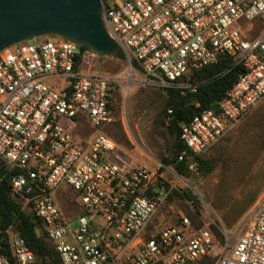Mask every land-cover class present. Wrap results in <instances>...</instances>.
Masks as SVG:
<instances>
[{
  "label": "built area",
  "instance_id": "obj_1",
  "mask_svg": "<svg viewBox=\"0 0 264 264\" xmlns=\"http://www.w3.org/2000/svg\"><path fill=\"white\" fill-rule=\"evenodd\" d=\"M106 5L107 33L129 67L134 61L165 91L197 94L240 69L217 105L182 127L178 161L195 172L196 157L264 99V0ZM87 55L60 36L0 52V161L10 173L11 196L33 217L60 264H264V195L232 244L187 218L150 231L165 185L153 182L154 171L116 161L118 146L104 129L113 122L120 79L91 72ZM224 57L228 68L203 76ZM0 264H37L14 225L0 230Z\"/></svg>",
  "mask_w": 264,
  "mask_h": 264
},
{
  "label": "rangeland",
  "instance_id": "obj_2",
  "mask_svg": "<svg viewBox=\"0 0 264 264\" xmlns=\"http://www.w3.org/2000/svg\"><path fill=\"white\" fill-rule=\"evenodd\" d=\"M86 60L91 72L120 79L113 122L104 129L118 146L116 161L154 171L153 182L165 185L167 195L158 203L150 231H159L187 218L195 225H209L223 244H232L251 223L255 206L264 195V99L203 154L211 172L196 170L184 176L175 175L169 171H174L172 166L160 162L173 143L160 123L165 90L151 83L139 70L130 68L126 59L90 54ZM186 189L196 196V207L175 196L168 200L172 190Z\"/></svg>",
  "mask_w": 264,
  "mask_h": 264
},
{
  "label": "trees",
  "instance_id": "obj_3",
  "mask_svg": "<svg viewBox=\"0 0 264 264\" xmlns=\"http://www.w3.org/2000/svg\"><path fill=\"white\" fill-rule=\"evenodd\" d=\"M80 50L81 52H87L85 48H80ZM116 59L125 60L122 56L116 57ZM229 64V59L224 57L217 64L207 67L203 71V76L222 72L229 67ZM131 65L134 69L139 70L134 61H131ZM239 74L240 69L233 68L224 76L202 86L197 94L181 95L178 91H165L166 99L160 114V123L166 128L173 143L167 156L160 159V162L164 166H172L174 171L180 176H184L189 172L185 164L178 161V155L183 148V144L180 141L182 127L203 110L214 108L217 102L232 88ZM196 160L198 162V171H203L204 173L211 172L212 167L206 159L198 156ZM9 177L10 173H8L3 162L0 161V230H6L10 225H14L35 255L37 264H60L59 258L52 247L43 237L38 235L37 224L33 220V217L21 211L19 203L11 196ZM173 196L188 200L196 207V196L189 189L185 191L172 190L168 195V200L172 199ZM192 224L195 227L202 226L195 225L193 222Z\"/></svg>",
  "mask_w": 264,
  "mask_h": 264
},
{
  "label": "water",
  "instance_id": "obj_4",
  "mask_svg": "<svg viewBox=\"0 0 264 264\" xmlns=\"http://www.w3.org/2000/svg\"><path fill=\"white\" fill-rule=\"evenodd\" d=\"M109 1L0 0V52L34 38L60 36L92 55L125 58L103 21Z\"/></svg>",
  "mask_w": 264,
  "mask_h": 264
}]
</instances>
